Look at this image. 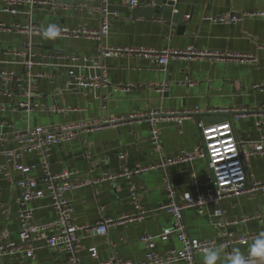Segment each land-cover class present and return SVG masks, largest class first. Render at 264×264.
<instances>
[{
	"label": "crops",
	"instance_id": "obj_1",
	"mask_svg": "<svg viewBox=\"0 0 264 264\" xmlns=\"http://www.w3.org/2000/svg\"><path fill=\"white\" fill-rule=\"evenodd\" d=\"M18 1L12 13L8 2L0 0V69L14 71L22 78L19 85L10 84L8 92L0 91V105L4 107L0 110V150L16 146L14 133L18 130L39 125L54 127L108 121L100 128L80 126L73 139L51 145L48 150L53 172L71 168L78 171L76 176L80 178L98 179L67 195L75 225H94L102 220L109 222L104 235L79 232L80 264L114 258L140 262L144 246L139 238L143 234L153 236L159 254L179 248L175 234L165 241L159 239V234L170 226L171 221V215L160 209L169 201L163 188L164 173L158 169H147L128 177L120 173L124 169L155 163L161 155L193 150L200 143L198 123L232 122L243 151L258 139L254 118L233 120L232 111L244 108L256 111L264 104V91L252 87L264 81V49L258 47L264 36V16H245L235 23L212 22L205 17L264 12V0H175L172 8L179 14L176 25L163 16H138L145 11H133L129 0H107L110 11H116L117 16L110 17L109 33L105 38L59 36L55 40L45 39L41 33L49 24H56L59 28L97 29L100 17L94 9L100 0H69V3L31 0L36 4L28 0ZM137 1L138 5L153 9L163 6V0ZM28 25L37 31L26 30ZM100 46L126 49L116 56L103 58L109 85L101 91L66 85L68 61L40 57L56 52L95 55ZM187 46L222 55L228 52L251 55L252 58L243 62L222 61L214 56L175 58L164 71L154 59L136 52L152 48L184 49ZM28 51L36 53L33 71L44 72L49 78L35 79L30 84L23 80V61ZM12 52L21 54L16 56ZM161 83L163 87L159 89ZM26 88L30 90V98L22 94ZM100 94L105 97L103 100L98 97ZM22 103H28L29 110L20 107ZM54 107H69L71 110L54 112ZM194 109L198 111L181 124L171 120H161L157 124L162 154L156 152L150 142L148 120L129 118L136 114L147 115L154 110L180 112ZM124 153L125 157L120 158ZM41 159L42 154L33 151L17 162L31 167L28 175L39 177ZM4 165L5 159L0 155V232L7 233L8 238L15 241L19 231L16 198L20 192L15 181L22 178L23 173L11 167L12 179L8 180L1 173ZM246 172L248 180L264 182V155L250 158ZM165 174L176 189L175 200H180L184 192L195 196L200 190L197 191L196 186L200 188L208 181V168L203 157L169 166ZM130 187L142 193L139 204L145 213L141 217L131 201ZM50 202L48 195L29 202L35 222L53 219ZM220 207L224 218L230 221L224 227L212 223V204L200 209H184L185 233L195 239H213L216 242L214 248L221 250L217 264H224L234 249L244 254L247 264H260L247 255L248 246L257 237L246 245L234 242L223 247L220 244L258 235L264 229V219H244L264 211V192L225 198ZM91 247L97 249V260L90 256ZM195 260L196 264H203L204 252L197 253ZM0 264H68V254L61 249L43 247L35 251L33 258L9 255L4 256ZM172 264L184 263L176 261Z\"/></svg>",
	"mask_w": 264,
	"mask_h": 264
},
{
	"label": "built area",
	"instance_id": "obj_2",
	"mask_svg": "<svg viewBox=\"0 0 264 264\" xmlns=\"http://www.w3.org/2000/svg\"><path fill=\"white\" fill-rule=\"evenodd\" d=\"M8 2L9 9L13 13L19 3L18 0H4ZM34 4V1L28 0ZM36 4V3H35ZM38 4H43L39 2ZM128 4L131 8L138 6L137 0H129ZM99 14L100 25L97 29L87 27L75 28H60V36L66 37H84L87 39H103L109 33V19L112 16H117L116 11H110L107 0H100L98 6L94 9ZM245 16H264V12H243L241 14H227L217 17H205V20L220 23H235L239 22ZM187 17V16H186ZM17 27V26H16ZM28 31H37L34 26L28 25L25 27ZM43 30L41 31V33ZM258 47L264 49V36L258 43ZM126 49L114 48L110 46H100L95 55L78 56L68 54L66 52H56L52 54H42L41 58L65 59L66 64L65 83L68 86L76 88H86L91 91L100 90L107 85V68L103 63V58L116 56ZM137 53H145L154 59L157 66L164 71L167 69L169 62L175 58H203V57H218L222 61L236 60L239 62L248 61L251 55L228 52L224 55L217 52H205L187 46L184 49L170 48H152L140 49ZM12 55L20 56L19 52H12ZM23 65L25 68L24 78L28 84L35 79L49 78L44 72L33 71L35 65L34 58L36 53L28 51L25 53ZM42 61V60H41ZM22 78L18 77L14 71L0 69V91L8 92L10 84H18ZM163 87V83L159 84V89ZM252 87L256 90L264 91V81L255 83ZM116 88V87H115ZM126 88V87H125ZM117 89V88H116ZM22 94L30 98L29 88L24 89ZM101 100V94L98 96ZM20 107L29 110L28 103H22ZM0 110L4 107L0 105ZM54 112H63L71 110L69 107L52 109ZM197 109L188 111H162L154 110L149 114L131 115L130 120L140 121L147 119L150 125L149 139L156 152L162 154V145L159 140V128L157 124L161 120H171L181 124L184 120L190 119ZM233 112V120H238L245 117H253L254 128L259 132V137L256 141L249 145L246 151L240 150L241 143L237 139L232 122L223 121L218 123L202 124L198 123L200 143L191 151H180L175 155L163 156L155 163H150L148 166H138L134 169H124L120 175L131 176L134 173L142 172L147 169H158L164 173L163 188L169 197V201L162 205L160 209L166 210L171 215L170 226L164 228L159 234L161 241L167 240L172 234H175L180 243L179 248L170 249L164 254H159L156 250V242L153 236L143 234L139 241L144 246L143 259L140 262H133L120 258H114L104 261H97L94 264H172L176 261H182L184 264H196V254L205 252L207 249L214 248L216 242L213 239H195L189 237L186 233V225L183 219V210L187 208L200 209L207 204L214 206L212 212V223L217 227H224L230 221L224 218L220 203L223 199L231 197L238 198L244 194L264 192V182L257 180H248L246 172L247 161L256 156L264 155V104L256 111L248 109H238ZM108 123V121H93L83 124H69L54 127L35 126L31 129L15 131L16 146L13 149H1L0 155L5 159V165L1 169V173L8 180L12 179L13 169L23 173V177L15 181V185L20 192L16 198L17 203V219L19 223V231L17 240H10L7 233L0 232V261L4 256L21 255L33 258L35 251L39 248H57L65 251L68 254V264H80L79 252L81 250L80 231H85L91 234L104 235L107 232L109 222L102 220L94 225H75L72 221V206L67 198L69 192L85 185H90L98 179H84L76 176L77 170L66 168L60 172H53L50 169L48 150L51 145L59 144L76 136V129L80 126L100 128ZM33 151H39L42 154L40 161L41 175L34 177L28 175L30 166L21 165L17 160L21 159L25 154ZM125 153L120 155L124 158ZM197 157H203L206 160L208 168V181L204 183L206 186L205 193L199 190L197 185V193L195 196L189 192H184L180 200H175L176 189L165 174L169 166L179 163H190ZM131 201L139 210V217L144 215L145 211L140 206L139 202L142 193L130 187ZM48 195L50 198L51 208L53 210V219L43 223H37L33 220V210L28 206L29 202ZM244 219H264V211L245 217ZM264 233V229L258 233ZM258 235H247L240 237L236 241L229 243H221L225 247L227 244L238 242L241 245H246L249 240L256 238ZM90 256L97 260L98 254L96 247L89 249Z\"/></svg>",
	"mask_w": 264,
	"mask_h": 264
},
{
	"label": "clouds",
	"instance_id": "obj_3",
	"mask_svg": "<svg viewBox=\"0 0 264 264\" xmlns=\"http://www.w3.org/2000/svg\"><path fill=\"white\" fill-rule=\"evenodd\" d=\"M61 34V30L56 24H49L42 32L45 39L55 40ZM247 255L252 260L260 261L264 264V233H261L248 246ZM221 259V250L219 248L207 249L204 252L203 264H217ZM224 264H247L244 254L239 249H234L232 255L224 262Z\"/></svg>",
	"mask_w": 264,
	"mask_h": 264
},
{
	"label": "water",
	"instance_id": "obj_4",
	"mask_svg": "<svg viewBox=\"0 0 264 264\" xmlns=\"http://www.w3.org/2000/svg\"><path fill=\"white\" fill-rule=\"evenodd\" d=\"M64 3H69V0H61ZM175 0H163V6L160 9H153L151 7H145L144 5H138L133 9L135 12L145 11L144 13H140L138 16H145V17H161L169 19L174 25L177 24L179 14L173 11L172 6L174 5ZM144 8V10H142ZM182 29V26L180 27ZM200 191L204 194L206 190V186H202L199 188Z\"/></svg>",
	"mask_w": 264,
	"mask_h": 264
}]
</instances>
